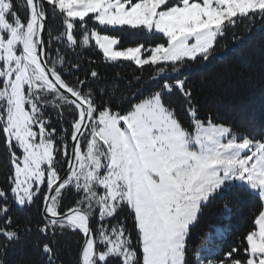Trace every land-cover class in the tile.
Wrapping results in <instances>:
<instances>
[{"label":"snow or ice","instance_id":"snow-or-ice-1","mask_svg":"<svg viewBox=\"0 0 264 264\" xmlns=\"http://www.w3.org/2000/svg\"><path fill=\"white\" fill-rule=\"evenodd\" d=\"M49 14L59 20L55 28ZM258 22L264 28V0H0V135L9 166L0 255L31 237L39 264H63L56 237L71 231L82 234L76 264H264V133L257 139L211 113L200 118L180 75L209 60L238 24L242 35L233 32V42ZM125 33L154 39L121 47ZM93 47L106 62L154 68L155 90L144 95L140 77L131 96L98 87V71L83 68L77 52ZM174 95L188 127L165 103ZM234 185L257 194L261 207L239 245L208 259L218 248L212 233L191 247V229L204 206ZM37 201L35 223L30 214L22 225L9 215L13 204L23 211Z\"/></svg>","mask_w":264,"mask_h":264},{"label":"trees","instance_id":"trees-1","mask_svg":"<svg viewBox=\"0 0 264 264\" xmlns=\"http://www.w3.org/2000/svg\"><path fill=\"white\" fill-rule=\"evenodd\" d=\"M20 15L23 18L24 12L21 11ZM58 24L59 20H53L49 14L47 25L55 28ZM47 25L43 37L45 41L48 40ZM233 32L237 36L242 35V26L238 24L218 42L209 60L197 61L190 67H183L180 75L188 77V84L193 88L199 106L200 118H205L211 113L214 119L219 117L222 122L231 125L234 131L258 139L264 133V28H260L258 22L250 33L243 34V38L236 42L231 40ZM110 34L121 35L119 32ZM123 35L121 47L134 46L137 42H145L147 46V43L154 39L147 34L132 37L126 33ZM224 44H227V47L221 46ZM58 46L55 43L52 45L53 48ZM77 52L84 60L83 68L89 71L95 68L98 71L99 79L96 83L100 88L118 87L124 95L131 96L132 92L141 87L135 80V77H140L141 83L148 86L146 89H141L144 95L155 90V85L150 80L155 69L150 66H144L141 70L131 61L106 62L102 52L95 47L88 50L78 48ZM72 55L74 58L75 54ZM89 59L95 63L89 64ZM83 68L76 74L80 78H83ZM169 74L173 77L177 75L176 73ZM65 79L73 81V77L65 76ZM128 84L133 87H126ZM165 103H171L175 107L178 118L185 127H188L189 120L182 111L178 97L175 95L166 97ZM67 119L70 120L71 117ZM55 123L56 118L53 116V124ZM8 172V155L3 137L0 135V188L7 187ZM74 199L75 197L69 193L64 201L65 205L71 207ZM225 202L228 204L227 209L224 208ZM39 205L40 201H37L30 209L21 211L13 204L9 215L15 222L22 225L26 214H30L32 222L35 223L39 219L37 212ZM260 207L261 202L258 195L250 190L236 185L224 190L204 206L198 222L191 229L189 245L191 247L199 245L206 233H212L213 243L218 245V248L207 258L213 260L221 258L224 252L239 245V238L252 229L254 216ZM126 215V211L121 212L117 219ZM98 219V215L93 217V228L98 226ZM109 223L114 224L116 220H111ZM131 225L132 221L129 217L128 227L131 228ZM217 229H221L222 237L216 235ZM133 242H135L134 233ZM81 243L82 234L80 233L69 231L56 237V246L60 251L63 264H76ZM0 259L5 264H39V256L32 247L31 237L21 245L9 248L6 255H0ZM112 264H115V261H112Z\"/></svg>","mask_w":264,"mask_h":264},{"label":"rangeland","instance_id":"rangeland-1","mask_svg":"<svg viewBox=\"0 0 264 264\" xmlns=\"http://www.w3.org/2000/svg\"><path fill=\"white\" fill-rule=\"evenodd\" d=\"M94 43V41H93ZM120 61H127V60H124L123 58L120 59ZM132 62V61H131ZM251 191V190H250ZM221 231V229H219ZM222 232V231H221Z\"/></svg>","mask_w":264,"mask_h":264},{"label":"water","instance_id":"water-1","mask_svg":"<svg viewBox=\"0 0 264 264\" xmlns=\"http://www.w3.org/2000/svg\"><path fill=\"white\" fill-rule=\"evenodd\" d=\"M43 37H44V33H43Z\"/></svg>","mask_w":264,"mask_h":264}]
</instances>
